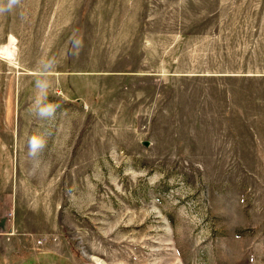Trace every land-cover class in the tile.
Returning <instances> with one entry per match:
<instances>
[{
    "label": "rangeland",
    "instance_id": "obj_1",
    "mask_svg": "<svg viewBox=\"0 0 264 264\" xmlns=\"http://www.w3.org/2000/svg\"><path fill=\"white\" fill-rule=\"evenodd\" d=\"M0 264H264V0L0 11Z\"/></svg>",
    "mask_w": 264,
    "mask_h": 264
},
{
    "label": "clouds",
    "instance_id": "obj_2",
    "mask_svg": "<svg viewBox=\"0 0 264 264\" xmlns=\"http://www.w3.org/2000/svg\"><path fill=\"white\" fill-rule=\"evenodd\" d=\"M19 3V0H7V5L4 8H0V11L11 10L15 5ZM39 144V140L36 137L32 138L31 145L35 148Z\"/></svg>",
    "mask_w": 264,
    "mask_h": 264
},
{
    "label": "bare ground",
    "instance_id": "obj_3",
    "mask_svg": "<svg viewBox=\"0 0 264 264\" xmlns=\"http://www.w3.org/2000/svg\"><path fill=\"white\" fill-rule=\"evenodd\" d=\"M14 49L12 48V47H10L9 49H8V51H7V60L9 61V62H12V58H13V56H14Z\"/></svg>",
    "mask_w": 264,
    "mask_h": 264
},
{
    "label": "water",
    "instance_id": "obj_4",
    "mask_svg": "<svg viewBox=\"0 0 264 264\" xmlns=\"http://www.w3.org/2000/svg\"><path fill=\"white\" fill-rule=\"evenodd\" d=\"M142 145L143 146H147L148 145V142L147 141H142Z\"/></svg>",
    "mask_w": 264,
    "mask_h": 264
}]
</instances>
